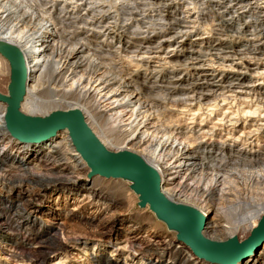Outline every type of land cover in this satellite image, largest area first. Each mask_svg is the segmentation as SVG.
<instances>
[{
    "label": "rangeland",
    "instance_id": "1",
    "mask_svg": "<svg viewBox=\"0 0 264 264\" xmlns=\"http://www.w3.org/2000/svg\"><path fill=\"white\" fill-rule=\"evenodd\" d=\"M78 2L79 4L76 5L73 0H0V30L8 29L21 19H25V24L21 21L19 25L22 24L26 32L29 30L28 33L34 34L35 42L31 43L32 50L36 51L41 44L50 48L47 52L48 61L44 65L41 63L35 71V79L42 83L45 81L43 84L46 87L30 96L31 106H38L41 112L48 110L47 114L57 109H68L72 99H64L66 102L61 104L55 103L54 100L58 96L53 88L61 89L62 85H65V79L71 73L72 67L69 68L70 70H62L61 62L68 57V52L75 48L81 51L79 55L86 57L78 68L77 65L74 66L80 75L85 73L93 77L111 78L117 81L116 84L129 82L131 86L128 90L137 89L140 96L157 99L163 97L158 102L161 106L156 119L159 118L162 127L173 135L188 140L196 148V152L200 151L206 155V150L212 147L224 149L225 155L237 154L240 151L252 157L264 152L263 118L243 116V112H236L238 106L235 104L232 106L228 104L230 101H220V99L215 100L218 103L211 104L217 106L213 107V118L207 116L205 110L197 116L181 113L179 107L171 102L173 96L175 99L187 97V94L192 93L190 90L192 87L198 91L209 87L219 89L221 86L228 87L230 81L243 83L244 89L238 84L229 88L235 91L246 90L250 93L244 96L252 98L255 93L258 95L260 90L264 92V87L258 84L261 82L260 77L256 74L259 70H263L264 55L246 50L249 47L255 51L264 43V35H259V31L264 27L263 23H259L264 17V0H241L234 7L236 0H78ZM162 3H168L169 6L164 7ZM229 17L233 19L225 29L220 23ZM105 24L115 26L114 31L125 30V33L119 38L115 36L117 32L111 33L113 27H104ZM224 29L228 32L223 31ZM237 30L244 32L240 33ZM50 31L52 36L48 37ZM43 32L47 37H41ZM147 39H150L148 43ZM142 45L149 48L143 49ZM210 45L215 48L220 45L230 46L232 49L221 47L238 53L227 54L221 53L220 50L215 52L213 49H208ZM238 50L247 53H239ZM191 51L205 54L198 55L200 61H193V64L187 58L192 54ZM207 52H215L221 57L226 54L225 56L229 58L207 55ZM74 60H78V57ZM72 61L70 65L73 66ZM9 82L10 67L7 73L0 65L1 93H7ZM229 93L243 94L241 92L227 94ZM253 103L257 102L253 100ZM243 105L242 109L250 111L255 107V105L253 107ZM226 109L231 113L225 114L228 118L222 121ZM228 119L236 124H231ZM221 123L226 125V128ZM257 127H261V130L254 132L261 138L259 146L244 147L239 140H232L235 137L244 138L242 132ZM59 139L58 137L56 140ZM49 145L45 146V151L49 149ZM70 146L69 153L73 155L74 150ZM121 146L116 144L109 149L118 151L122 150ZM208 154H212V151ZM243 163L247 165L238 162L235 166L237 173L229 176L225 183L227 187L225 189L232 193L231 199L234 201L217 203L220 207L233 204L232 207L236 206L238 212L245 211L253 205L264 208V170L258 167L252 168L248 162ZM175 164H179V161ZM3 165L7 171L0 169V181L4 179L7 182L14 175H21L22 167L33 164L20 166L10 161ZM218 171L222 172L220 169ZM218 171L214 170V172ZM86 174L87 172L78 177L80 180L78 183H73L75 178L52 177L45 181L35 176L34 178L39 182L29 189L19 185L11 190L12 186L8 189L0 183V214L3 217L1 220L8 223L7 227L0 226V264H140L139 258H144L143 264H152L153 261V264H164L165 261H170L168 256L163 257L164 259H156L145 251L144 246H140L149 240L150 235L160 236L163 240L175 239L176 241L172 240L174 250L180 240L155 217L149 208H141L138 205V196L130 188V182L99 179L96 187L108 197L107 202L102 198L98 201V196L89 201L85 198L88 191L83 190L80 194L75 193L71 199L62 196L67 195V193L62 194V191L93 179ZM182 176L180 174L176 182H184L186 179ZM209 177L210 174H206L205 171H198L188 183L193 187L202 185L203 191V183H206ZM14 178L20 179L21 176ZM21 199L24 209L21 208L22 211L18 213L13 212L19 210L20 207L17 205L21 203ZM106 203L112 206L107 209ZM131 221L141 225L140 230L133 235L135 245L129 249L123 247L115 250L117 246L127 244ZM57 226L58 234L54 235ZM229 231L227 233L231 235L233 231ZM250 233L245 234L242 239H246ZM104 243L108 246L98 252L94 251L96 244ZM204 262L201 264H206ZM263 263L261 259L256 264Z\"/></svg>",
    "mask_w": 264,
    "mask_h": 264
},
{
    "label": "bare ground",
    "instance_id": "2",
    "mask_svg": "<svg viewBox=\"0 0 264 264\" xmlns=\"http://www.w3.org/2000/svg\"><path fill=\"white\" fill-rule=\"evenodd\" d=\"M236 1L237 2L233 5V7L239 4L238 2L241 0H236ZM73 3H75L76 5L79 4L78 0H73ZM162 4H163L162 6L164 7L169 6L168 3H162ZM232 19L233 18L230 17L228 19H223V21L220 23L221 26L225 27L226 29V27L229 25V21H231ZM24 20L21 19L18 23L16 22L8 29L0 30V41H5L7 43L17 46L24 53V57L26 58L25 62L27 63L28 74H27V83H26V95L24 97L23 102L21 103V111H23L28 115H34V116H41L42 114L47 115V113L49 112L48 110H47L48 112L46 110H45L46 112L44 111L41 112L38 106L36 107L31 106L32 102L30 104L29 100L32 94H37L38 92L43 90V88L46 87V86L44 87L43 84L45 81H43L42 83L41 81L39 82L35 79V71L36 68H38V66L41 63L42 65H44L48 61L49 55L47 52L50 50V48H48V46H46L45 44H41L40 46H38L36 51L34 49L32 50L31 43L35 42L34 34L28 33L29 30H27L28 32H26L25 27H22V24L19 25L21 21L24 23ZM173 23L176 24V22ZM259 23L260 24L263 23L264 25V17ZM104 27L107 28L113 27V29L110 30L111 33L115 34V32H117L115 36H118L119 38L122 37L123 35L122 33H125V30L119 32L118 30L114 31L115 26H111V25L108 26L105 24ZM225 29L223 31L228 32ZM237 31H239L240 33L244 32L240 30ZM50 32L51 34H49L48 37L52 36V31ZM180 32H182V30H180ZM259 32H260L259 35H264V27ZM41 37H47L46 33L43 32ZM148 41H150V39H147V43ZM143 45H142L143 49L149 48V46L144 47ZM221 46L225 48H230V46L226 47L223 45H220V47L215 48L212 45H210L208 49L209 50L213 49L214 51L220 50L221 53H227V54L234 52V50L228 51L227 49H224ZM262 49H264V43L261 46L257 47L255 51H253L252 48L251 49L249 47L246 48L247 51H251L255 53L257 52L260 55H264V50ZM241 51L242 50H240L239 53H247L245 51L242 52ZM80 52L81 51H79L78 49L73 48L71 51L68 52L67 54L68 57H66L63 60V62H61L62 70H70L69 68L72 67L71 69L72 71L65 79V85L63 84L62 87L61 85L59 86L61 87V89L53 88L55 89L54 93L57 92L55 94H57L58 96L57 99L55 98L54 102L61 104L63 102H66L67 99L71 98L72 101L71 103H69L67 108L68 109L78 108L79 110H81L85 117L86 123L89 125V127L93 130V132L98 136L101 142L108 149L110 146L112 147L113 145L120 144L122 145L120 149L129 150L138 154L144 159L145 162H147L149 165L154 167L161 176V191L168 200L177 204L193 207L199 210L203 214L205 221H204V227L202 233L207 238L217 241H224L232 236H237L240 240H244L242 239L244 235L249 234L250 231L258 224V221L261 218V216L264 215L263 206L261 208L253 205L251 207L246 208L245 211L238 212L236 206L232 207L233 204L226 207H220L219 203L217 202L234 201L233 199H231L232 193L225 189L227 188L225 186V183H227V179L229 176L237 173L236 172L237 169L235 166L238 165V162H241L242 165L243 164L247 165L246 163L243 162H248L252 168L258 167L264 170V152L255 154L252 157L245 152L240 153V151L237 154L233 153V154L225 155L223 151L224 149L222 150L221 148H216V147H212V149H207V150L205 149L207 151L206 155L200 151L196 152V148L190 142H188V140L177 137V135L176 136L173 135L172 132L167 131L164 127H162L163 125L162 123H160L159 118L156 119V117H158L159 114L158 113V110H160L159 107L161 106L158 102L163 97L157 99L151 96H140L141 94L138 92L137 89L133 91L128 90L129 86H131L128 84L129 82L128 83L125 82L123 84H119V83L116 84L117 81L115 80L113 81L111 78L104 79V77H99V76L93 77L86 75L85 73H81L80 75L79 74L80 72L76 69V67H74L77 65L78 68L86 58L83 57V55H79ZM194 52L195 51H191L192 54L187 56V58L192 61L191 63H193V61H200L198 55L205 54L200 51H196L194 55L193 54ZM215 52L214 53L207 52L206 54L207 55L213 54L221 57L220 54H217ZM236 52L237 51H235L234 53ZM225 55L221 58L223 59L229 58V56H225ZM76 57H78V60H74V58ZM71 60H73L72 61L73 66L70 65ZM141 60H146V59H141ZM8 64H9L8 60L0 53V65L4 68V70L7 73H9V67H10V64L9 66ZM193 68H200V67H193ZM262 69L263 70L261 71L259 70V72H257L256 74L258 77H260L261 80V82L258 84H261V86L264 87V67ZM236 84H238V86L244 87L243 83L240 82L233 83V81H230L228 87L221 86L219 87V89H215L214 87L213 88L209 87V89L198 91L194 89V87H192L190 88L192 93L190 92L191 94H187V97L185 96L184 98L179 97L175 99L173 96L172 97L173 100H171V102L172 103L174 102V104L179 107V111L181 113L197 116V115H201L202 114L201 112L205 110L207 116L212 117V113L214 112L213 107H217V106L211 104L212 102L218 103L215 100L220 99V101H228V102L230 101L228 104H232V106L233 104L238 106V110L236 112L238 113L243 112V116L258 117L259 119L260 118L264 119V92H261L260 90V93L258 95H255L256 93L254 92L255 94L251 98V96H244L250 94L246 90L235 91L229 88V87H235ZM243 87L242 89H244ZM226 88H229V90H226ZM171 89H173V87H171ZM171 92H173V90ZM228 92H241L243 94L234 93V95H232L233 93L227 94ZM5 94H8V90L7 93ZM169 98L170 97H168L167 99L169 100ZM253 100H255L257 103L256 104L253 103ZM243 104H246V106H250V107H253V105H255V107L253 110L251 109V111L245 110L242 109L243 108L242 106H244ZM210 110L212 111L210 112ZM5 112H6V104L0 101V169L7 171L3 167L4 166L3 164L8 163L10 161L14 162L17 165L20 164V166H24L30 163H32L33 165L22 167L21 168L22 172L20 171L22 174L12 176V179L7 180V182L4 179L1 180L0 181L1 186L7 188L9 186L10 187L12 186L11 188L12 190L14 189L15 186L20 185L22 187H25L26 189H29L32 188V186L38 184L39 182L38 179L34 178L35 176H38L45 181L46 180L48 181V179L52 177L75 178L73 183H78L80 182L78 177H80L82 174L85 175V173L87 172L86 175H89L90 168L87 162L82 158L81 154L74 147L72 140L69 136V131L67 129H60L54 135H51L49 138L42 139L37 142H22L19 139L12 136L9 132L8 133L12 137L7 133L8 130L6 129L5 126ZM229 112L230 111L226 109V111L223 113L224 114L223 117L221 118L222 121L226 119L228 115L225 114H228ZM194 119L195 118L193 117V120ZM232 121L231 119H228V122H231V124L235 125L236 122H232ZM165 127L167 126L165 125ZM261 127L260 128L257 127L256 129L247 132L244 131L241 133L243 134L242 136L244 138L241 139L240 137L237 138L232 137L234 138L232 140H239L242 143L241 146L244 147L245 146L255 147L254 145L259 146V142L261 138L259 136H256L254 132L261 130ZM58 137L60 139L56 140L58 139ZM228 139H231V137H228ZM54 140L55 142H53ZM49 142H53V143H49ZM47 144H50L49 149L45 151V146ZM69 145H71L72 149L74 150L73 155L69 153L70 151ZM116 149L118 150V148ZM211 151L212 154H208L211 153ZM36 159L38 160L35 162ZM22 161H24L25 163H22ZM176 161H179V164L176 165L175 164ZM218 169H220V171L222 172H219ZM209 170L210 172L208 173ZM214 170L218 172H214ZM198 171H205L206 174L208 175L210 174V177L208 178L206 183H203V187H204L203 191L201 189L202 185L193 187L191 184L189 185L188 183V181L192 179L193 175L196 174ZM167 174H169L168 175L170 176L169 178H167L168 177L166 176ZM180 174H182L183 175L182 177L186 179L184 182L181 181L176 182V179ZM16 176H21V178L15 179L14 177ZM76 176L78 179L76 178ZM92 178L93 179L87 183H80L79 185L73 186L68 190L62 191V194L67 193V195H62V196H65V199H69V198L71 199V197H73L75 193L78 192V194H80L82 193L83 190L84 192L88 191L85 195L86 196L85 198H87V200L92 201L96 196H98V201H100V199L102 198L104 199V201L107 202L108 197L104 196L101 190L98 187H96V185L99 184L98 180L103 178L122 180L120 178H113V177L107 178L106 176H102L99 174L93 176ZM20 201L21 203L17 205V207L18 206L20 207L19 210L13 212L18 213L20 212V210L22 211V209H24L22 208V206L24 205L22 199ZM81 201L82 200H79V202ZM106 204H107L106 207L107 209L112 206V204L110 203H106ZM2 218L3 217L0 214V221H1L0 226L7 227L8 223L2 221L1 220ZM140 228L141 225L135 224V222L131 221L127 233V235H130L127 244L123 246L119 245L116 247L115 250L123 247L129 249L131 248V246L135 245L136 242L134 240L133 235L136 232H138ZM58 229L59 227L57 226L56 231H54L55 233L53 232L54 235L58 234L57 233ZM229 230L233 231L231 235H228V233L230 232ZM9 234H11V232H9ZM149 237H150L149 240L145 241L147 243L143 242L142 244H140V246H144L146 248V250L145 248L144 250L149 252L150 255H152L156 259H160L165 256H168V259L170 261L167 262L165 261L164 264H176L178 262H181V264H201V262L204 261L206 262V264L208 263L217 264V263H211L209 261L207 262V260L196 256L194 252L191 250V248L182 241H179L180 242L179 245L174 250L173 241L175 239L166 238L165 240H163L162 237L157 235L156 236L150 235ZM99 245L96 244L94 246L95 252H98L99 250H101V248L108 246L107 243H104L103 245L100 246ZM194 258H196V260L194 262L193 261L191 262V260H193ZM261 259L264 261V241H262L260 244L256 246L252 254H250L246 258H243V260L238 261L236 264H256L258 263V260ZM138 261L140 262V264L141 263L143 264L144 258H139Z\"/></svg>",
    "mask_w": 264,
    "mask_h": 264
},
{
    "label": "water",
    "instance_id": "3",
    "mask_svg": "<svg viewBox=\"0 0 264 264\" xmlns=\"http://www.w3.org/2000/svg\"><path fill=\"white\" fill-rule=\"evenodd\" d=\"M0 53L10 64L8 94L0 92V101L6 104L5 126L12 136L22 142H37L60 129H67L74 147L90 168V178L99 174L130 182V188L138 196V205L149 208L196 256L211 263L236 264L264 241V215L244 240L237 236L224 241L207 238L202 233L203 214L193 207L168 200L161 191L160 174L141 156L129 150H109L78 108L57 109L44 116L21 111L28 74L26 58L17 46L5 41H0Z\"/></svg>",
    "mask_w": 264,
    "mask_h": 264
}]
</instances>
